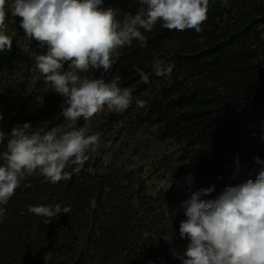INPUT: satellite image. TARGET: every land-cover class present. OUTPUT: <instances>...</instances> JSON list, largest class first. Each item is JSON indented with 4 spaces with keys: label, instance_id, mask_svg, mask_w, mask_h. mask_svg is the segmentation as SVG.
<instances>
[{
    "label": "trees",
    "instance_id": "16d2710c",
    "mask_svg": "<svg viewBox=\"0 0 264 264\" xmlns=\"http://www.w3.org/2000/svg\"><path fill=\"white\" fill-rule=\"evenodd\" d=\"M103 6L117 9L120 20L141 7L139 0H104ZM207 17L199 33L157 23L151 32L141 29L146 46L134 40L119 49L104 78L120 76V86L132 90L131 105L123 113L105 107L76 122L87 135L100 134L79 174L53 184L37 172L0 205L6 209L0 264H182L173 254L189 243L179 235L182 202L213 186L201 198L215 199L225 187L255 177L261 165L254 158L264 161V0H228L227 6L209 0ZM6 23L13 47L0 53V127L9 133L30 122L65 131L63 97L35 66L46 48L26 37L19 17L9 14ZM154 58L173 63L172 73L152 74ZM81 75L99 78L102 69ZM137 100L146 106L137 107ZM237 157L241 168L233 177ZM185 177H193L191 188L180 193ZM57 203L71 213L47 225L28 211Z\"/></svg>",
    "mask_w": 264,
    "mask_h": 264
},
{
    "label": "clouds",
    "instance_id": "9594fccd",
    "mask_svg": "<svg viewBox=\"0 0 264 264\" xmlns=\"http://www.w3.org/2000/svg\"><path fill=\"white\" fill-rule=\"evenodd\" d=\"M225 6L228 0H222ZM135 14L118 19V10L104 7V0H0V53L11 52L12 37L6 34L9 14L20 18L26 37L46 48L35 56L36 69L44 82L63 97L60 115L68 122L66 130L33 128L30 122L15 125L9 133L0 127V205H6L21 186L22 180L37 172L50 183L71 179L79 174L86 154L96 151L100 134L87 135L76 128L82 117L91 119L105 107L123 113L132 103V90L120 86V76L106 80L119 56V49L139 41L146 46V36L157 23L170 31L194 30L199 33L207 21L209 0H139ZM67 64V69H65ZM135 67V66H134ZM174 64L154 58L151 71L157 77L170 75ZM99 78L81 73L101 70ZM140 80L149 83V75L135 68ZM137 107L145 101L137 100ZM0 114V122L3 121ZM6 141V144H5ZM260 170L235 186H227L215 199L214 186L190 193L182 202L186 220L179 226L181 238H188L186 250L173 254L182 264H264V161L255 157ZM74 166L72 172L65 169ZM241 168L235 161V177ZM89 171H92L89 169ZM193 177L188 178L191 188ZM28 185H25L27 187ZM28 211L49 224L71 207L59 203L28 206ZM6 209L0 207V222ZM165 241L171 237L163 235Z\"/></svg>",
    "mask_w": 264,
    "mask_h": 264
},
{
    "label": "rangeland",
    "instance_id": "374dc122",
    "mask_svg": "<svg viewBox=\"0 0 264 264\" xmlns=\"http://www.w3.org/2000/svg\"><path fill=\"white\" fill-rule=\"evenodd\" d=\"M188 178L189 177H185V178H183L181 181H180V183L178 184V186H177V191L178 192H184V188H185V186H187L188 185V183H187V181H188Z\"/></svg>",
    "mask_w": 264,
    "mask_h": 264
}]
</instances>
